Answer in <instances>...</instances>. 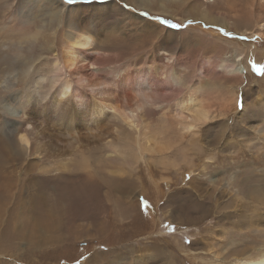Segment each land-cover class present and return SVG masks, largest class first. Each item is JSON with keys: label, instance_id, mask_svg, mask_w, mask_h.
I'll use <instances>...</instances> for the list:
<instances>
[{"label": "rangeland", "instance_id": "374dc122", "mask_svg": "<svg viewBox=\"0 0 264 264\" xmlns=\"http://www.w3.org/2000/svg\"><path fill=\"white\" fill-rule=\"evenodd\" d=\"M142 1L140 5L138 0H73L71 4L67 0H0V57L5 63L0 62V192L4 194L0 209L10 205L14 209L0 220V246L8 231L14 232L15 241L13 258H5L7 264H28V257L29 264H76L77 259L80 264H238L236 260L244 256L264 252V180L260 178L264 175V71H256L264 70V37L254 33L256 26L264 24V0ZM56 7L60 17L54 15ZM116 7L125 14L111 15ZM204 10L212 15L211 23L200 19L198 11ZM218 14L227 27L214 19ZM164 19L183 26H160ZM89 24L100 25L96 29L98 45L106 47L103 52L117 48L122 54L118 46L126 43L147 45L157 27L161 36L164 30L174 34L167 35L164 46L178 48L177 73L193 87L201 83L205 92L211 91L209 97L203 94L213 105V118L191 146L186 144L192 165L172 151L166 163L153 153L146 154L144 162L117 168L92 151L89 169L73 163L63 169L60 152L48 156L26 126L16 132L15 120L4 106L18 109L33 94L36 80L50 75L44 61L29 75L19 65L37 55L48 56L51 42L60 56L65 34L82 32ZM39 28L36 40L19 41L24 33L37 34ZM14 47H21V56L16 57ZM155 55L153 63L161 67L174 61L162 52ZM113 56L99 55L92 71L106 68L107 75L124 64H117ZM240 57L243 77L229 73L230 63ZM138 60L129 59L123 68H142ZM235 76L243 80L241 85ZM212 84L219 86L215 89ZM227 88L238 91L237 95L232 98L225 93ZM219 103L225 105L224 112L219 111ZM150 116L148 125L154 131L157 114L153 111ZM20 133L32 147L27 158L18 146ZM196 144L202 152H195ZM68 185L72 190L64 189ZM253 188L258 194L251 197L248 193ZM3 255L0 247V260Z\"/></svg>", "mask_w": 264, "mask_h": 264}, {"label": "bare ground", "instance_id": "6f19581e", "mask_svg": "<svg viewBox=\"0 0 264 264\" xmlns=\"http://www.w3.org/2000/svg\"><path fill=\"white\" fill-rule=\"evenodd\" d=\"M208 2H210V0H208ZM138 3L142 5L144 2L138 0ZM226 3L228 4L229 0H226ZM6 6L4 5V7ZM56 8L58 12L56 11L54 15L60 17V8ZM103 8L104 7L101 9ZM106 9L108 8H104V10ZM247 10L249 11L247 19L250 21L253 15L251 4L248 5ZM111 12V15H118V13L122 15L125 14L119 7L115 9L112 8ZM198 12L201 20L212 22V15H210L209 12L206 10ZM214 19H218L221 25L225 24L227 27L226 20L221 15H216ZM90 26L91 27H85V29L82 27V29H84L82 32L70 33L69 31V33H66L60 56L56 54L57 49H55V46L52 45L51 42L47 49V52H49L48 56L42 58L41 55H37L31 61L19 65L21 68L25 69V75L33 72L36 65L44 61L46 65L50 66L48 67L50 69V75H42L36 80L33 94L31 93L30 96H27L18 109H13V107L11 108L9 105L4 106L5 110H7L15 120L16 132H20L26 126L38 139L39 143L37 147L46 151L48 156L56 155L57 152H60L59 154L62 158L59 164H61V168L63 169L69 163L78 165L80 169H89L92 160L89 157V152L92 151L99 152V157L104 163H107V165L108 163L110 165L112 164L111 166L114 165L117 168L132 167L133 164L144 162V156L146 154L151 155L153 153L162 157L161 160L166 163L168 160L167 158H169V153L172 151L173 154L176 153L179 156L181 161L185 160L188 166L192 165V156L189 158L187 153L188 150L185 149L186 144L191 146L193 139H198L203 128L202 126L207 124L208 121L210 122V119L213 118V105L210 104L211 102H209L208 98L205 99L203 94L205 93L208 96L211 91L205 92V89H203L204 85L198 82V86L195 85L197 87H193L194 85L192 86L183 76L177 73L175 67L178 65L179 61V56L177 55L178 48L164 46V43L169 39L167 35L174 34L163 29L165 32L162 33L161 36L159 31H153L152 34L154 38H152L147 45L143 44L144 42L123 44L122 46H118V49L123 51L122 54H120L116 51L117 48H113L109 52H103L102 50L106 47H100L98 45L100 39L98 30L96 29V26L100 25L91 24ZM256 27L257 29L254 33L264 37V24ZM239 29H242V26H239ZM41 30L42 28H39L37 34L30 32H28V34L24 33L20 36L19 41L36 40ZM229 30H231L230 27ZM235 31V29H232V33ZM243 32L245 35L248 34L246 30ZM158 36L162 38L159 41L157 40ZM239 42L240 41H238L237 45H239ZM242 45L245 46L243 42ZM234 46H236V44H234ZM146 48L150 50L152 57H148ZM20 49L21 47L15 49L16 57L21 56ZM222 50L223 47L220 52H222ZM158 52H162L168 55V57L174 58L170 66L161 67V65L158 66L153 63V61L157 59L155 53ZM105 53H112L117 64H124L115 68L110 74L106 75L105 72L107 69H101L102 67L98 70L94 69L96 71V74H94L95 71H92V68L98 60L96 58ZM129 54L131 56H128ZM235 57H239V55ZM133 58L139 59L138 62L142 63V66H144L134 71H127L123 66L125 67L129 62L128 60ZM150 58H152L151 62L148 63L147 60ZM207 59L205 65L209 66L211 65V60L210 58ZM241 61L242 58L240 57L236 61L230 63L231 69L229 73L231 75L238 74L243 77L242 75H244L245 71L240 65ZM0 62L5 64L3 60H1V57ZM147 63L148 66H146ZM8 66L13 67L10 63H8ZM224 67H227V65ZM227 68L229 69V67ZM100 71L103 73L99 74L98 72ZM235 77L239 80L241 85L243 80L238 76ZM212 85L215 89L219 86H216V84ZM182 91H184V94L181 97H179V95L175 97L176 94ZM237 92L238 91L233 92L229 88H227V92L225 91V93L231 95L232 98L237 95ZM219 109V111L224 112L226 107L219 103ZM153 111L157 114L158 125L156 128L153 127L155 128L154 131H150L148 124H150L149 120L152 118L150 115ZM18 141V146L25 155V158L29 157L32 147H30L31 144L26 135L20 133ZM37 147L36 150L38 149ZM195 147H197V144ZM190 149H192V147L189 148V151ZM196 149V153L197 151L202 152L198 147ZM2 151L3 150L0 149V152ZM197 159L199 158L197 157ZM50 160L53 159L50 158ZM175 161H178V158ZM160 164H162V162H160ZM132 169L129 170L132 171ZM132 172L134 173V171ZM260 178L264 180V175L260 176ZM212 182H215V180ZM232 185L234 186V184ZM67 188L72 190L69 185L64 189ZM9 191L11 192V190ZM9 191L6 192L10 193ZM257 191L258 189H254L250 191L248 195L252 197L253 193ZM8 193H6V195ZM1 194L0 192V199L4 196V194L3 196ZM257 194L258 193H255L254 196ZM10 206L0 209V220L6 217L7 210L9 213H12L14 209ZM46 222L49 223V221ZM10 224L12 223L10 222ZM7 225V228L10 229L9 224ZM13 234L14 232L8 231L3 237V242L0 247L3 251L4 258L0 260V264H7L8 260L5 259L6 256L13 258L12 254L15 243ZM59 237H61V235ZM59 237L57 238L58 241L60 240ZM19 258L20 256L18 255V259ZM30 259L29 257L27 258L28 264L31 263ZM92 261H94L93 258ZM236 261L238 264H264V252H260L254 257L244 256V258Z\"/></svg>", "mask_w": 264, "mask_h": 264}, {"label": "snow or ice", "instance_id": "6c2138e0", "mask_svg": "<svg viewBox=\"0 0 264 264\" xmlns=\"http://www.w3.org/2000/svg\"><path fill=\"white\" fill-rule=\"evenodd\" d=\"M67 3L71 4V3H73V0H67ZM124 7H127V5H124ZM189 23H192V21H189ZM163 25H167L170 29H179V28H181L183 26L182 23L181 24L171 23L167 19H164V20H161L160 21V26H163ZM157 29L159 31V28H157ZM220 31L223 32L224 35H230V33L224 32L223 29H220ZM256 71H264V70H262V69H256ZM237 104H238V107H240L241 109H243V103L241 101H238ZM146 204H147V202L145 201V205ZM76 264H80L79 259H77Z\"/></svg>", "mask_w": 264, "mask_h": 264}]
</instances>
